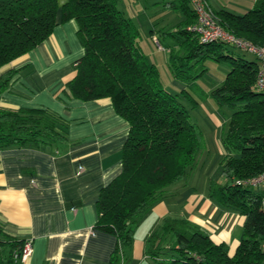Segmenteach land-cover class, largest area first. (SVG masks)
<instances>
[{
	"label": "trees",
	"instance_id": "obj_1",
	"mask_svg": "<svg viewBox=\"0 0 264 264\" xmlns=\"http://www.w3.org/2000/svg\"><path fill=\"white\" fill-rule=\"evenodd\" d=\"M184 16L174 28L161 31L168 45V67L174 79L195 86L212 59L229 65L223 82L210 96L232 109L222 143L219 179L209 182L208 196L244 217L242 237L233 254L214 242L197 224L166 216L145 241V255L158 264H261L264 261V208L257 190L234 183L264 172V92L253 89L257 57L225 42H201L187 27L196 18L189 0H162ZM228 32L264 46V0L244 14L212 11ZM74 19L83 55L72 67L75 75L63 94L89 101L109 98L128 123L121 171L96 199L94 228L116 238L107 264H122L131 249L138 222L169 187L188 177L204 147L203 133L190 119L178 93L165 89L158 68L139 43L133 20L117 0H0V68L48 38L57 23ZM160 41L157 40L158 45ZM161 46V45H160ZM250 54V53H249ZM17 71L0 72V98ZM183 96L194 100L186 89ZM68 122L45 108L0 105V149L40 148L66 143ZM23 239L6 234L0 225V264H15Z\"/></svg>",
	"mask_w": 264,
	"mask_h": 264
},
{
	"label": "crops",
	"instance_id": "obj_2",
	"mask_svg": "<svg viewBox=\"0 0 264 264\" xmlns=\"http://www.w3.org/2000/svg\"><path fill=\"white\" fill-rule=\"evenodd\" d=\"M206 1L212 11L244 14L257 0ZM117 6L133 20L139 39L140 29L145 27L148 39L166 42L167 62L168 45L173 41L160 33L174 28L184 16L164 7L162 0H117ZM160 10L163 17L156 15ZM59 19L58 14V24L48 38L0 68V72L17 71L1 94V106L45 108L68 122L66 143L0 149V225L11 237L32 240L31 254L15 264H107L116 238L94 228L96 199L100 189L121 171L128 123L107 97L82 101L63 94L65 83L75 75L72 64L84 50L77 38L76 21L60 23ZM139 43L144 51L141 40ZM213 77L211 91L223 80L217 74ZM172 82L177 89H185L184 82L174 78ZM198 164L140 218L122 264H157L145 255V241L166 216L197 224L233 254L242 237L244 217L208 196L209 182L219 179V174L206 173L201 180Z\"/></svg>",
	"mask_w": 264,
	"mask_h": 264
},
{
	"label": "rangeland",
	"instance_id": "obj_3",
	"mask_svg": "<svg viewBox=\"0 0 264 264\" xmlns=\"http://www.w3.org/2000/svg\"><path fill=\"white\" fill-rule=\"evenodd\" d=\"M154 12H156V10H153L152 13ZM156 15L163 17L165 14L160 10ZM156 18L158 19V17ZM140 32L142 38L139 39V41L141 40V45L147 57L153 59L157 67H159L161 74L160 79L165 89L173 94L178 93L181 96L182 102L189 110L190 119L197 124L203 133L204 147L199 154L197 169V172L200 173L202 178L201 180H204V175L206 173L208 176L218 175L221 171V160L226 153L222 143V136L230 119L232 109L226 105L218 104L214 98L210 96V86L215 85L212 80L214 78L213 75L217 74V76H222L223 80L225 79L226 72L229 70V65L224 62H216L212 59H207L204 62L207 70L203 75L197 78L195 86L187 83L184 84L186 91L191 94L194 99L193 101L189 100L183 96V88L177 89V86L172 82L173 77L170 75V70L166 62L167 52H165L164 49L166 42L160 40L159 43L161 46H159L156 37H149L148 39L147 33L149 29L147 30L145 27L140 29ZM243 54L248 59L254 58L252 54ZM207 89H209L208 92L206 91ZM201 180L199 177V185L203 182ZM261 264H264V261H262Z\"/></svg>",
	"mask_w": 264,
	"mask_h": 264
},
{
	"label": "built area",
	"instance_id": "obj_4",
	"mask_svg": "<svg viewBox=\"0 0 264 264\" xmlns=\"http://www.w3.org/2000/svg\"><path fill=\"white\" fill-rule=\"evenodd\" d=\"M195 13V22L188 26L204 43L221 41L234 46L236 49L248 52L257 57L258 70L253 89L264 92V46H257L247 39L225 30L214 17L206 0H189ZM158 44V43H157ZM236 185L257 190L261 194L260 205L264 208V172L244 178L235 179ZM32 240L24 239L19 252H14L15 261H24L32 252Z\"/></svg>",
	"mask_w": 264,
	"mask_h": 264
}]
</instances>
